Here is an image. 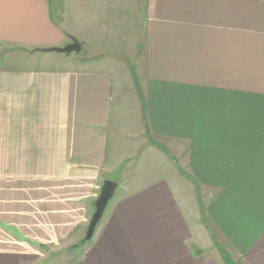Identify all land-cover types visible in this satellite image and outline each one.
I'll return each instance as SVG.
<instances>
[{"label":"crops","instance_id":"crops-1","mask_svg":"<svg viewBox=\"0 0 264 264\" xmlns=\"http://www.w3.org/2000/svg\"><path fill=\"white\" fill-rule=\"evenodd\" d=\"M0 55V264H264V0H0ZM171 153L193 229L127 178L80 246L103 182Z\"/></svg>","mask_w":264,"mask_h":264},{"label":"rangeland","instance_id":"rangeland-1","mask_svg":"<svg viewBox=\"0 0 264 264\" xmlns=\"http://www.w3.org/2000/svg\"><path fill=\"white\" fill-rule=\"evenodd\" d=\"M116 20V18H114ZM125 18H123L124 20ZM123 20H121L119 23L115 21V25H120L123 23ZM113 24V22H112ZM79 53H71L70 56L71 58L77 56ZM41 58H45V61H40L38 62L39 65L41 66H46V67H53L56 66V59H64L68 58L64 54H58V53H48V54H42L39 55ZM3 55H0V60L2 61ZM55 58V59H53ZM47 60V61H46ZM174 153H171V160L168 157V155H165V158L163 159L161 156L156 157H147L146 155H142L140 158H133L132 160H129L124 164V167L122 170H120L121 176L118 178L116 176H112L110 179L114 180L115 183L118 185V187L121 188V183L125 181V179L131 180V186H138L142 185L144 183H148L151 181H154L156 179H163L166 180L167 184L170 186L172 192L178 199V202L183 206V213L185 217L188 219V222L190 223V227L193 229L195 224L201 220L200 216V208L197 205L198 201L202 203L201 197L199 198L197 194L193 193V187L190 184L189 179L187 178L186 175H184L187 172V169L184 168V161L183 159L177 158V155H173ZM176 162V165L174 164ZM174 164V168L176 171L173 170L171 165ZM179 167V169H178ZM120 183V184H119ZM121 194L120 189H118L115 192V195L112 200L108 203L105 211L107 208L110 206V204L115 200L119 195ZM191 198H193V202L197 205L196 209L193 208L191 203ZM197 198V199H196ZM192 202V203H193ZM190 204V205H189ZM186 205V206H185ZM104 211V213H105ZM103 213V215H104ZM103 217V216H102ZM101 221V220H100ZM85 233L81 235V240L79 241L80 246H83L82 244L84 243V237ZM67 243V244H66ZM65 245V246H64ZM68 242H65L62 244V246L58 245H51L48 246V249L57 251L58 249L66 248L68 246ZM46 256L43 257L42 261L45 260ZM47 260V258H46ZM63 257L61 258H56L55 262L62 261ZM41 261V262H42ZM40 262V263H41Z\"/></svg>","mask_w":264,"mask_h":264},{"label":"water","instance_id":"water-1","mask_svg":"<svg viewBox=\"0 0 264 264\" xmlns=\"http://www.w3.org/2000/svg\"><path fill=\"white\" fill-rule=\"evenodd\" d=\"M80 49H81V44L76 40H73L71 44H69L64 48H50L43 51L69 55L71 53H78ZM117 187H118L117 184L113 181L106 180L103 182L99 191V195L95 201L94 212L86 229L85 237L83 240L84 243L88 242L92 238L96 227L98 226L100 220L102 219L103 213L108 203L114 197Z\"/></svg>","mask_w":264,"mask_h":264}]
</instances>
